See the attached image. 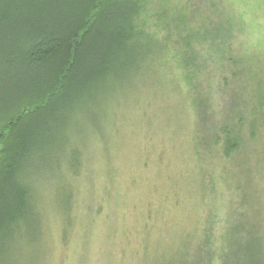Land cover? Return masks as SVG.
Segmentation results:
<instances>
[{"label":"rangeland","instance_id":"obj_1","mask_svg":"<svg viewBox=\"0 0 264 264\" xmlns=\"http://www.w3.org/2000/svg\"><path fill=\"white\" fill-rule=\"evenodd\" d=\"M137 1V72L63 111L0 264H264V0Z\"/></svg>","mask_w":264,"mask_h":264},{"label":"trees","instance_id":"obj_2","mask_svg":"<svg viewBox=\"0 0 264 264\" xmlns=\"http://www.w3.org/2000/svg\"><path fill=\"white\" fill-rule=\"evenodd\" d=\"M140 11L137 0H0V118L21 110L0 130V253L32 221L28 169L61 150L63 111L78 114L137 72ZM223 134L229 155L238 137ZM78 165L74 153L72 174Z\"/></svg>","mask_w":264,"mask_h":264}]
</instances>
